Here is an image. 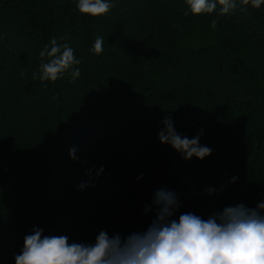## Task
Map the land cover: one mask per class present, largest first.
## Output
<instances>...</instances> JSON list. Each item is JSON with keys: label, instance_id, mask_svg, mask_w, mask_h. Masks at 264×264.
Wrapping results in <instances>:
<instances>
[{"label": "trees", "instance_id": "obj_1", "mask_svg": "<svg viewBox=\"0 0 264 264\" xmlns=\"http://www.w3.org/2000/svg\"><path fill=\"white\" fill-rule=\"evenodd\" d=\"M109 2L92 17L78 0H0V264L35 228L82 244L145 231L162 188L177 220L264 201V4L193 15L186 0ZM52 39L81 61L75 80L33 79ZM165 116L182 136L203 129L211 155L161 143Z\"/></svg>", "mask_w": 264, "mask_h": 264}, {"label": "clouds", "instance_id": "obj_2", "mask_svg": "<svg viewBox=\"0 0 264 264\" xmlns=\"http://www.w3.org/2000/svg\"><path fill=\"white\" fill-rule=\"evenodd\" d=\"M193 15L214 13L219 6V15H227L237 7L236 0H186ZM243 6L259 9L264 0H240ZM79 12L92 17L106 15L114 7L109 0H78ZM187 15V13H185ZM217 27V21H211ZM103 38L97 37L92 51L103 52ZM41 58L39 76L33 79L56 82L69 73L75 80L80 76L81 61L68 44L60 45L52 39L39 53ZM71 70V71H70ZM163 125L158 139L171 145L183 159L196 157L203 160L212 149L200 144L203 129L193 138L182 136L168 116L161 120ZM78 148L69 149L70 158L79 161ZM86 164L87 161H84ZM91 169L88 170L91 175ZM103 166L97 175L103 172ZM142 178V177H141ZM236 178L233 177V180ZM81 183L78 187L85 188ZM212 193L215 189L208 188ZM155 216L148 228L132 232L127 236L119 233L109 236L101 230L94 244L69 243L65 235L43 234L35 228L24 238L21 253L15 256L16 264H264V201L256 208L240 203L226 206L221 211L204 219L194 213H181L174 219L180 202L174 191L166 188L154 193ZM153 206L145 204V214Z\"/></svg>", "mask_w": 264, "mask_h": 264}]
</instances>
